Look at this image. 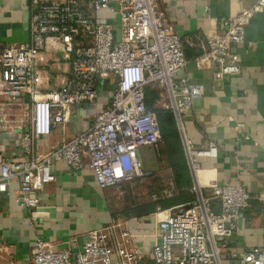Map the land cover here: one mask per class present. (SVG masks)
I'll use <instances>...</instances> for the list:
<instances>
[{"label":"built area","instance_id":"built-area-1","mask_svg":"<svg viewBox=\"0 0 264 264\" xmlns=\"http://www.w3.org/2000/svg\"><path fill=\"white\" fill-rule=\"evenodd\" d=\"M26 1L27 40L0 48V111L21 102V115L11 119V113L4 111L0 121L17 122V144L22 151L18 158L0 161V192L16 178L15 204L34 210L36 193L54 180L51 166L57 161L72 170L86 165L101 189L145 182L150 171L142 168L137 149L156 151L161 141L155 114L146 104V92L151 91L152 106L169 110L174 118L191 177L189 190L194 193L184 203L156 208L149 215L155 234L148 249L136 246L133 234L118 221L89 229L76 251L36 238L26 264H221V255L229 254L227 238L236 229L249 195L238 181L217 183L203 176L200 159L215 158L217 147L194 146L182 128V113L201 95L202 88L186 76L176 77L187 60L179 37L164 22L157 0ZM103 11L114 23L97 17ZM263 11L264 0H254L245 9L220 17L216 33L196 37L194 67L217 65L212 73L215 79L238 74L240 57L234 46L249 20ZM47 46L63 54L69 72L62 85L42 91L37 61ZM111 79L114 87L106 104L90 113L84 130L62 138L43 154L35 152L37 138L55 128L63 131L75 105L93 103L98 81L102 85ZM155 85L164 92L156 93ZM27 119L29 128L24 131L22 124ZM233 128L241 132L242 124ZM235 153L233 148L232 155ZM174 189L169 181L160 197H169ZM150 198L157 199L155 194ZM235 264H264V250L249 247Z\"/></svg>","mask_w":264,"mask_h":264},{"label":"crops","instance_id":"crops-1","mask_svg":"<svg viewBox=\"0 0 264 264\" xmlns=\"http://www.w3.org/2000/svg\"><path fill=\"white\" fill-rule=\"evenodd\" d=\"M78 1L81 4L85 2ZM253 2L157 0L163 20L171 25L179 37L183 56L187 60L176 77L186 76L202 88L201 95L183 111L182 128L186 139L194 146L214 144L217 147L215 158L200 159L203 176L217 183L238 181L249 195L248 205L241 211L236 229L227 238L225 250L229 254L221 255V264H235L237 256L249 247L264 250V11L249 20L242 38L234 46L240 57L238 74L215 79L212 73L217 65L196 69L191 59L198 50L195 45L197 36L213 35L219 30L217 20L220 17L245 9ZM96 14L99 19L114 23L108 12ZM28 22L26 0H0V48L7 43L26 41ZM40 56L41 59L37 61V72L41 77L39 88L42 91L56 89L68 76V61L60 51L50 46ZM113 87L112 79L102 83L93 103L75 105L63 131L52 129L48 135L34 141L35 152L43 154L62 138H70L84 130L90 113L106 104ZM4 111L11 113V119H16L21 115V102ZM4 111H0V116ZM11 119L0 121V161L22 155L17 144V122ZM236 123L242 124L241 132L234 130ZM22 125V130H28L29 120ZM242 135H246V138ZM179 144L180 159L185 164L180 140ZM233 148L236 151L234 156ZM160 149V153L150 147L137 149L142 168L150 171L146 182V188L150 190L165 186L166 181L172 182L171 165L163 143ZM51 171L54 180L44 184L36 193L38 204L34 210L15 204L18 192L16 178L11 179L5 190L0 192V264H26L36 238L54 247L67 246L76 251L89 229L118 221L124 223L133 234L136 246L148 249L155 234V223L149 215L156 208L166 209L187 200L179 197L174 189L169 197H159L157 201L145 199L141 203L128 202L123 210H115L112 201L119 195L113 192L118 188L114 187L113 192L110 188H99L86 165L72 170L57 161L51 166ZM187 172L189 174L188 169ZM159 201L164 205L161 206ZM146 204H153V211L138 214L137 207Z\"/></svg>","mask_w":264,"mask_h":264},{"label":"trees","instance_id":"trees-1","mask_svg":"<svg viewBox=\"0 0 264 264\" xmlns=\"http://www.w3.org/2000/svg\"><path fill=\"white\" fill-rule=\"evenodd\" d=\"M154 99L153 93L151 91H147L146 104L147 107H150L153 110L159 126L163 148L171 165L172 183L174 188L177 190L179 197H185L187 198L186 201H188L191 198L189 195L190 192L188 191L191 186V179L184 162L180 159L179 137L173 123L172 114L167 109L153 107L152 104ZM160 205L162 206L164 203L161 201ZM152 206L153 204L139 205L136 211L138 214H147L148 212L153 211Z\"/></svg>","mask_w":264,"mask_h":264},{"label":"rangeland","instance_id":"rangeland-1","mask_svg":"<svg viewBox=\"0 0 264 264\" xmlns=\"http://www.w3.org/2000/svg\"><path fill=\"white\" fill-rule=\"evenodd\" d=\"M154 91L156 93H159V92H164V89H163V87H157V85H155ZM156 98L158 99L157 96H156ZM173 123L175 125L174 118H173ZM161 146H162V142L160 143V145L157 149L158 153H160V150H161L160 147ZM169 181L165 182V186H160L158 189H155V190L154 189L150 190V189L146 188L147 179L145 180V182H143L141 184H135V186H132L131 188L128 187L126 184H122V185L116 187L118 189L117 190L115 189L116 191H114V192H113L114 187H108L111 189V191L115 195H119L117 198L114 197V199L112 201V207L115 210H123V206L128 202L132 203L134 201L135 203H141V202H144L145 199L150 200L151 193L156 195L157 199L155 201H157L161 195L160 190L164 189L165 187L167 188ZM120 191H123V192H120ZM126 194L128 195V198H126ZM189 195H190V197H193L194 193L190 192Z\"/></svg>","mask_w":264,"mask_h":264},{"label":"water","instance_id":"water-1","mask_svg":"<svg viewBox=\"0 0 264 264\" xmlns=\"http://www.w3.org/2000/svg\"><path fill=\"white\" fill-rule=\"evenodd\" d=\"M100 85H101V82H100V81H98V83H97V87H100Z\"/></svg>","mask_w":264,"mask_h":264}]
</instances>
